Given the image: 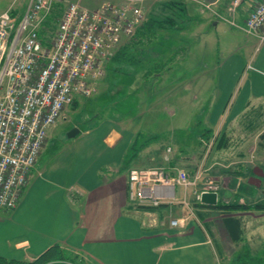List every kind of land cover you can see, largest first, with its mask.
I'll return each instance as SVG.
<instances>
[{
    "label": "crops",
    "instance_id": "0c3cea01",
    "mask_svg": "<svg viewBox=\"0 0 264 264\" xmlns=\"http://www.w3.org/2000/svg\"><path fill=\"white\" fill-rule=\"evenodd\" d=\"M138 1L158 7L176 2L189 10H192L190 6L198 8L201 14L207 13L208 23L217 29L218 21L212 12L216 10L226 14L231 0ZM261 1L243 0L237 9V26L230 27L241 34L239 42L231 45L234 53L216 67L221 69L219 76L223 79L219 90L224 96L219 99L222 97L224 101L219 103L218 109L212 110L209 122L215 128L212 134L219 129L232 130L234 123H238L244 132L255 126L258 156L264 161V139H260L264 131V44L258 46L257 37L247 36L242 30L247 15ZM13 3L15 0H0V14L11 8ZM162 67L163 71L150 77L167 76L169 67L164 64ZM191 70L173 71L171 78L181 79L188 75L196 78ZM145 74L149 75L148 71ZM227 116L231 123L218 129ZM106 123L93 131H80L61 147L54 145L49 136L52 128L49 129L47 142L21 200L11 216L0 217L1 257L34 262L57 246L72 260L66 264H230L240 255L237 245L250 249L247 218L264 220V193L261 192L264 168L263 173L255 177L260 181L259 185H253L258 189V195L245 204L261 205L262 208L254 212L260 213L257 215L250 211L229 213L204 206L206 204L195 202L190 192L194 218L187 219L188 210L180 206L174 207L171 215L166 207L135 206L127 200L128 174L136 169L156 168L169 172L184 169L194 173L202 160L197 164L193 160L201 156L203 142L210 135L207 131L211 129L205 125L194 147L185 146L180 154L173 152L166 161V147L164 151L157 144L137 147L135 136L119 126H107ZM236 154L224 163L225 169L218 168L216 164L221 162L213 158V152L204 164L206 171L201 181L204 183L206 175L214 178L219 203L241 204L244 201L241 197L234 200L237 191L243 182L251 185L246 179H251L247 175L254 166L243 164L242 154ZM219 192H222L221 198ZM176 218L180 219L179 226L172 227L170 220ZM231 218L241 223L242 241L238 244L233 242L225 225V221ZM260 228L264 230V226Z\"/></svg>",
    "mask_w": 264,
    "mask_h": 264
},
{
    "label": "built area",
    "instance_id": "2783aa9c",
    "mask_svg": "<svg viewBox=\"0 0 264 264\" xmlns=\"http://www.w3.org/2000/svg\"><path fill=\"white\" fill-rule=\"evenodd\" d=\"M19 1L0 14V210L6 213L21 200L49 129L75 98L91 95L93 83L113 50L124 37L133 36L144 19L142 12L134 18L119 9L110 15L107 8L93 12L76 0H26L24 11L19 13ZM242 1L231 0L225 16L214 15L236 27L235 16ZM242 30L247 36H256L258 46L264 44V0L247 15ZM219 133L215 131L204 142L202 162L192 174L164 168L131 171L128 202L166 207L169 215L180 206L188 210L187 219L194 218L188 192L200 203L203 193L217 190L210 179L200 190L198 185ZM171 152L168 147L166 153ZM179 223V218L170 220L172 227Z\"/></svg>",
    "mask_w": 264,
    "mask_h": 264
},
{
    "label": "rangeland",
    "instance_id": "374dc122",
    "mask_svg": "<svg viewBox=\"0 0 264 264\" xmlns=\"http://www.w3.org/2000/svg\"><path fill=\"white\" fill-rule=\"evenodd\" d=\"M76 1L93 12L107 8L106 11L110 15L119 9L124 10L131 18L142 12L144 19L134 35L124 37L113 50L114 54L108 58L93 83L91 95L86 98L77 97V105L67 107L50 129L49 136L54 145L61 147L70 142L67 134L74 127L81 132L93 131L105 124L104 121H108L107 126H119L121 130L131 133L132 137L135 136L137 147L147 143L157 144L164 151L165 147L171 144L173 152L177 151V154H180L185 146L190 149L194 147L205 125L211 129L208 132L212 133L215 128L209 118L212 110L218 109L219 103L224 101V95L219 90V86H223V79L219 76L221 69L217 70L216 67L218 64L221 66L224 60L234 53L231 45L239 42L241 34L218 19L217 15L225 16L224 13L213 10L214 19L218 21V28L215 29L208 23L207 13L201 14L200 9L192 6L189 7L192 10H189L179 4L158 7L149 2L132 4L114 0ZM25 5L26 0L17 3L19 13L24 11L22 7ZM116 53H119L116 57L122 59V62L118 59L116 63L113 62ZM163 64L169 67L167 76L151 78L150 75L163 71ZM185 68L192 69L197 76L195 82H192L196 79L192 75L181 79L171 78L175 73L173 71ZM133 70L139 72L135 74ZM146 70L149 75L145 74ZM220 96L222 97L219 99ZM228 123H231L229 116L225 117L217 128H223ZM232 126V130H225L227 139L224 150L217 152L212 149L210 154L213 152V158L221 162L216 164L220 169H225L224 163L229 162L236 153L242 154L243 161H239L243 164L254 166L247 175L251 179H246L251 185L243 182L234 199L238 201L241 197L245 205L258 195V189L253 186L260 183L256 179L255 170L259 169L263 173L264 161L258 156L257 129L252 128L251 131L244 132L238 123ZM173 152L168 154L169 158ZM202 153L193 160L196 164L202 160ZM228 173L230 171L223 174ZM206 176L205 179L214 180L211 175ZM203 184V181L199 183V190L203 188ZM261 192L264 193V177ZM221 193L219 192L220 198ZM249 207L253 215L260 214L254 213L256 210L253 204ZM9 216L11 212H0V217ZM247 223L249 226L246 233L250 249L237 245L240 255L231 260L230 264H264V230L260 228L264 226V220L249 216Z\"/></svg>",
    "mask_w": 264,
    "mask_h": 264
},
{
    "label": "trees",
    "instance_id": "16d2710c",
    "mask_svg": "<svg viewBox=\"0 0 264 264\" xmlns=\"http://www.w3.org/2000/svg\"><path fill=\"white\" fill-rule=\"evenodd\" d=\"M173 4H177V3L176 2H169V3H166L164 6L168 7V6H171ZM57 15H58V13H56L55 16H57ZM149 22H151V21H149ZM149 22H148V24H149ZM118 52L120 53V50ZM119 53L115 54V57L113 58V62L116 63V59H118V61L122 62V59L120 60L118 57H116V55ZM123 58H124V60L126 59L125 57H123ZM77 101H78V99L75 98V100L72 103V106H76ZM253 129H254V127H253ZM211 136H212V133H210V136H208V139H206V140H209L211 138ZM226 139H227L226 133L223 130L217 135L213 149L217 150V151L224 150ZM260 139L261 140L264 139V131L260 135ZM143 145L141 147H143ZM204 206H207V205H204ZM207 207L215 208L218 210H224V211H227L229 213L236 212V211H250L251 210V207L246 206V205L231 204V203L223 204L222 202L219 203V201L217 202V204L215 206L208 205ZM254 207H255V210L262 208L261 205H256ZM225 225L227 227V230L229 231V234H230L233 242L236 244L240 243L242 241V239H241L242 228H241L240 221L238 219L231 218L230 220L225 221ZM66 261L71 263L72 260L66 255L65 252L60 250L57 246L51 248L47 253H45L43 256H41L38 260H36L34 262L8 260V259H5L4 257L0 256V264H66L65 263Z\"/></svg>",
    "mask_w": 264,
    "mask_h": 264
},
{
    "label": "water",
    "instance_id": "95a60500",
    "mask_svg": "<svg viewBox=\"0 0 264 264\" xmlns=\"http://www.w3.org/2000/svg\"><path fill=\"white\" fill-rule=\"evenodd\" d=\"M80 133V130L76 127L72 128L71 131L67 134V138L71 139L76 137ZM201 201L204 204L213 206L217 203V194L216 193H203L201 196Z\"/></svg>",
    "mask_w": 264,
    "mask_h": 264
},
{
    "label": "flooded vegetation",
    "instance_id": "af4514ba",
    "mask_svg": "<svg viewBox=\"0 0 264 264\" xmlns=\"http://www.w3.org/2000/svg\"><path fill=\"white\" fill-rule=\"evenodd\" d=\"M255 172H257V175H261L262 174L261 170H259V169H256Z\"/></svg>",
    "mask_w": 264,
    "mask_h": 264
}]
</instances>
